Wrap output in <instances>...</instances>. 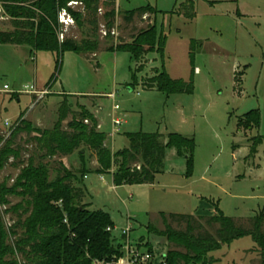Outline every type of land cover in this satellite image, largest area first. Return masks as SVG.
Masks as SVG:
<instances>
[{
    "label": "rangeland",
    "instance_id": "374dc122",
    "mask_svg": "<svg viewBox=\"0 0 264 264\" xmlns=\"http://www.w3.org/2000/svg\"><path fill=\"white\" fill-rule=\"evenodd\" d=\"M188 1L117 0L110 46L131 42L148 26L124 25L123 15L147 6L156 11L153 21L164 53L148 54L142 68L125 52L101 50L96 58L66 52L58 64L54 53L0 43V135L5 140L12 138V149L19 155L10 157L0 171V226L10 231L32 212L29 197L19 187L31 159L35 165L49 167L50 179L62 164L73 172L81 170L78 152L41 159L46 152L39 149L33 132L52 130L66 99L75 113L87 110L96 117L113 154L130 147L128 134H160L163 144L170 134L195 140L191 175H187L186 161L169 150L165 169L155 176L153 184L116 187L112 175L95 172L84 178V204L92 211L108 213L119 229L130 224L133 243L143 240L158 253H185L157 236L165 230L163 216L213 217L221 212L249 229L252 219L264 214V0H191L196 13L192 21L174 14ZM105 12L102 8L99 16L98 39L103 43L107 38ZM13 30L11 18L0 5V32ZM82 35L76 23L64 28V37L80 40ZM192 47L196 49L193 58ZM156 69L175 80L192 79L194 94L168 97L145 89L144 80ZM239 77L241 82L236 80ZM115 106L120 110L115 112ZM253 111L260 114L259 126H240L241 119ZM21 117L32 131L24 129L12 137L17 126L25 128L18 123ZM113 117L121 119L123 125L112 139ZM72 120V116L68 118L65 129ZM86 157L94 171L96 157L89 151ZM13 188H17L13 194L7 193ZM202 224L204 229L196 230V235L216 236L219 226ZM172 227L186 231L185 224ZM16 231L23 234L19 227ZM15 240L8 239L6 245ZM4 260L26 262L22 254L8 255ZM208 260L211 264H262L251 237L223 246Z\"/></svg>",
    "mask_w": 264,
    "mask_h": 264
},
{
    "label": "trees",
    "instance_id": "16d2710c",
    "mask_svg": "<svg viewBox=\"0 0 264 264\" xmlns=\"http://www.w3.org/2000/svg\"><path fill=\"white\" fill-rule=\"evenodd\" d=\"M82 4L81 10H73L69 3ZM5 14L11 18L13 31L0 32V43L18 46H29L35 52H50L57 56L58 64L66 52L78 55L92 56L99 52L98 39L99 18L102 8L106 9L104 20L107 38L114 31L117 16L116 0H0ZM63 10L73 17L78 29L83 30L81 41L60 36L64 28L60 24V13ZM147 13L156 14L150 6L129 12L127 21L136 15ZM175 13L183 15L187 20H194L195 4L182 5ZM88 27V32H85ZM107 51L125 52L143 67L145 56L150 53H164V44L157 40L155 23L146 31L140 32L131 42L107 47ZM196 49L192 47L191 58ZM237 82H241L236 78ZM142 86L155 90L166 96L193 95L194 83L175 80L164 71L156 69L151 78L144 80ZM73 120L68 124V130L63 129L69 117ZM12 131V137L22 130L32 131L31 126L21 117ZM259 126L260 114L253 111L240 121V126ZM35 141L41 151L46 154L41 159L68 157L78 152L82 162L81 170L73 172L63 164L56 169V176L50 179V170L42 163L35 165L30 160L29 166L23 170L19 187L24 189V195L29 197L32 209L30 216L7 231L0 226V264H21L18 261L6 262L8 255L22 254L24 264H94L95 261H109L122 255L123 238L107 231L115 224L111 216L104 211H92L84 204L86 189L84 178L91 172L87 167L86 151L91 152L97 159L99 168L94 171L98 175H112L116 187L124 185L153 184L155 176L165 169L167 152L174 150L178 157L187 164V175L192 174L196 143L194 139L179 134H170L165 144L160 134L135 133L128 134L130 147L118 154H113L106 147V134L98 130L96 117L87 110L75 113L73 105L66 99L59 107L58 121L52 130H33ZM0 171L8 164L10 157L19 156L12 149V138L5 140L0 135ZM115 169L114 172L112 170ZM17 188L7 193L13 194ZM4 202V198H2ZM207 226H219L216 236L209 233L196 235V230ZM165 230L157 236L177 248L184 249L169 251L168 264H211L209 255L219 251L223 246L234 241L251 237L257 244L262 264H264V214L252 219L249 229L238 225L232 218L218 212L213 217L163 216ZM172 224L186 225V231H178ZM21 228L23 234L18 235L16 229ZM150 229L152 227H149ZM148 228V231L150 229ZM150 233V232H149ZM19 236V237H18ZM16 237L12 245H6L8 239ZM144 245L152 251L149 243Z\"/></svg>",
    "mask_w": 264,
    "mask_h": 264
},
{
    "label": "built area",
    "instance_id": "2783aa9c",
    "mask_svg": "<svg viewBox=\"0 0 264 264\" xmlns=\"http://www.w3.org/2000/svg\"><path fill=\"white\" fill-rule=\"evenodd\" d=\"M81 5L82 4L78 2H72L68 4V7L75 10L77 6ZM59 20L63 28L75 24L73 17L67 12V10H63L60 13ZM112 33H114V31ZM104 36H107L106 31H104ZM60 39H64V34L60 36ZM4 90H8V87L5 86ZM110 97L114 99L115 95L112 94L110 95ZM118 110H120L119 106H115L114 111L116 112ZM112 124L113 133L116 134L120 132V128L123 125V121L119 118L113 117ZM6 127H9V123H6ZM107 231L111 234L123 238L122 255L119 257L115 256L109 261H95L94 264H168L167 253H158L154 250L150 251L149 249H143L144 245L132 242V227L130 224L125 229H119L117 228V226H114L109 227Z\"/></svg>",
    "mask_w": 264,
    "mask_h": 264
},
{
    "label": "crops",
    "instance_id": "0c3cea01",
    "mask_svg": "<svg viewBox=\"0 0 264 264\" xmlns=\"http://www.w3.org/2000/svg\"><path fill=\"white\" fill-rule=\"evenodd\" d=\"M116 2H117V0H116ZM189 2H193V1H188L187 3H185V4H183V5H186V4H189ZM194 3V2H193ZM195 4V3H194ZM179 8H177L176 9V11L178 10ZM135 11V10H134ZM132 12V11H131ZM120 15H121V13H119ZM128 14H129V12L127 13V14H125V15H121L122 16V21H123V23H124V25H127V26H131V27H134V25H136V24H147L148 26H147V28L146 29H144L145 31L149 28V26H151V25H153L154 23H155V21H153V16H154V14H152V13H147V14H144V15H139V14H136L133 18H132V20H130V21H127L126 20V17H128ZM174 14H177V13H174ZM196 14V13H195ZM179 15V14H178ZM99 16H100V14L98 15V18H99ZM183 16V15H182ZM117 18V17H116ZM192 21V20H191ZM116 22V21H115ZM88 28H86V30H85V32H88V30H87ZM134 29V28H133ZM143 30H141L140 32H142ZM139 32V33H140ZM138 33V34H139ZM82 38L80 39V40H78L77 38H73L74 40H77V41H81V40H83V38H84V35H82L81 36ZM134 38V37H133ZM133 38H131V41H132V39ZM99 41H100V50H99V52L101 51V50H106L107 49V47H110V45H109V40H106V41H104V43L99 39ZM125 42H122V41H120V44H124ZM126 43H129V42H126ZM98 52V53H99ZM98 53H96L95 55H92V57L93 58H96L97 56H98ZM148 56V55H147ZM147 56H145V60H144V62H146V57ZM87 57V56H86ZM198 70V69H197ZM110 95H112V94H110ZM109 95V96H110ZM23 120H25L26 121V119L25 118H23ZM58 121V120H57ZM56 121V122H57ZM66 123V122H65ZM64 123V124H65ZM69 124V123H68ZM68 124L66 125V129H65V127H64V125H63V129L66 131V130H68ZM6 125V124H5ZM37 127V126H36ZM39 128V127H38ZM98 130L100 131V124H99V121H98ZM101 132V131H100ZM103 133V132H102ZM105 134V133H104ZM115 134L113 133L112 134V136H110L112 139H113V137H115L114 136ZM106 137H107V140H106V147H108V149H109V139H108V136L106 135ZM110 150V149H109ZM111 151V150H110ZM94 155V154H93ZM87 158V157H86ZM62 162V161H61ZM64 165V164H63ZM96 165H97V167H96V169L94 170V171H96L98 168H99V165H98V162H97V159H96ZM65 166V165H64ZM66 167V166H65ZM87 167H88V161H87ZM67 168V167H66ZM88 169L91 171V172H94V171H92L89 167H88ZM87 177H85V179H86ZM258 255H260L259 253H258Z\"/></svg>",
    "mask_w": 264,
    "mask_h": 264
}]
</instances>
